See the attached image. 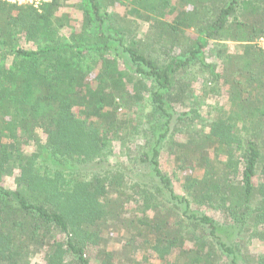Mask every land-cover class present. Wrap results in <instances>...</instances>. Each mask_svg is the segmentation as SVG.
I'll return each mask as SVG.
<instances>
[{
	"label": "trees",
	"instance_id": "trees-1",
	"mask_svg": "<svg viewBox=\"0 0 264 264\" xmlns=\"http://www.w3.org/2000/svg\"><path fill=\"white\" fill-rule=\"evenodd\" d=\"M261 37L264 0H0V264H264Z\"/></svg>",
	"mask_w": 264,
	"mask_h": 264
},
{
	"label": "rangeland",
	"instance_id": "rangeland-1",
	"mask_svg": "<svg viewBox=\"0 0 264 264\" xmlns=\"http://www.w3.org/2000/svg\"><path fill=\"white\" fill-rule=\"evenodd\" d=\"M64 10H62V13L63 14H68L69 16H71L70 14H72V13L70 11H68L67 9L65 11ZM115 11L118 12V11H121V9L119 7H116L115 8ZM75 18L78 21H76V23H75L74 26H73L74 22L72 23L71 26H68L67 27V30H68V28H73V29H75L77 31L79 30V20H80V16L77 17L75 15ZM196 87H199V86H196ZM217 102L218 103H224V98L222 97V95L220 96V99L218 101H216V103ZM210 103H215V102L213 100H211ZM150 111H151V106L148 105V104H145V106L143 107V112L146 114V113H149ZM112 150H113V155L111 154V157H110L111 162L117 161V160L120 161V158H121L120 153H119L120 152V149L113 146V149ZM171 161H172L171 159H167V158L164 159V171H166L169 174H172L174 172V169H173V166H172V162ZM185 177H186V173L185 172H178V175L175 178V181H176L177 186H179V187L181 186V184L184 181ZM7 184L14 185L13 180L9 179L7 181ZM252 248H253L252 250H253L254 253L263 252L264 251V243H262V244H258L257 243ZM90 255H91L92 260L95 261L96 256H97V249L94 248V250H92L90 252ZM31 261H32L31 264H34L36 261H39V264H45L44 261L41 260V256H39L38 258L33 259ZM148 264H159V263H158V261L156 262L154 255H150L149 256V259H148Z\"/></svg>",
	"mask_w": 264,
	"mask_h": 264
},
{
	"label": "built area",
	"instance_id": "built-area-1",
	"mask_svg": "<svg viewBox=\"0 0 264 264\" xmlns=\"http://www.w3.org/2000/svg\"><path fill=\"white\" fill-rule=\"evenodd\" d=\"M4 2L19 4V5H32L35 8H39L46 0H2ZM257 45L264 51V37L257 40Z\"/></svg>",
	"mask_w": 264,
	"mask_h": 264
}]
</instances>
